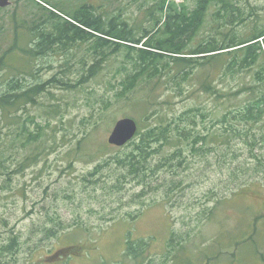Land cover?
<instances>
[{
	"label": "rangeland",
	"instance_id": "obj_1",
	"mask_svg": "<svg viewBox=\"0 0 264 264\" xmlns=\"http://www.w3.org/2000/svg\"><path fill=\"white\" fill-rule=\"evenodd\" d=\"M11 1L0 8V84L17 74L27 87L45 82V90L16 110V119L0 121V264H264L259 178L235 182L225 159L196 153L180 139L151 155L147 172L166 164L150 171L144 185L118 164L140 135L121 147L109 142L124 117L135 118L143 132L161 115L163 123L181 117L187 124L185 114L195 106L210 109L211 92L200 79L188 75L180 87L167 68L157 81L143 79L128 91L133 66L125 51L103 56L89 42L54 45L36 58L25 51L34 45L33 29L51 28L50 11L70 19L87 4L143 27L148 2ZM250 1L261 17L264 0ZM103 57L99 73L88 74ZM179 147L183 156L168 159ZM129 242L138 247L134 254Z\"/></svg>",
	"mask_w": 264,
	"mask_h": 264
},
{
	"label": "trees",
	"instance_id": "obj_2",
	"mask_svg": "<svg viewBox=\"0 0 264 264\" xmlns=\"http://www.w3.org/2000/svg\"><path fill=\"white\" fill-rule=\"evenodd\" d=\"M144 1L148 2L144 8L148 25L143 23V27L128 25L121 14H98L92 5H81L70 15L59 7L70 19L50 11L46 22L51 28L38 25L33 29L34 45L24 50L36 58L52 51L54 45L89 42L94 51L102 50L103 56L125 51L133 66L124 83L128 91L143 79L157 81L167 68L175 70L173 78L180 87L188 75L200 79L201 87L211 92L210 109L202 111L195 106L185 114L187 124L181 117V123H163L159 115L155 126L138 130L140 142L130 140L134 149L118 159V164L129 175L143 178L147 185L149 172H158L166 164L156 163L147 172L151 155L167 144L179 146L176 140L187 139L192 151L217 157L219 163L225 159V164L232 165L235 182L259 178L264 183V13L260 17L257 5L250 0ZM243 25L249 29L242 30ZM105 60L103 57L92 63L88 74L99 73ZM236 78L239 81L233 84ZM217 80L220 87L215 84ZM52 81L59 82L55 77ZM44 84L27 87L17 74L12 80L4 78L0 84V121L11 122L16 110L45 90ZM206 119L209 127L196 131L199 122ZM7 137L12 138L9 134ZM184 151L179 147L168 159L182 157ZM128 249L130 254L138 251L132 242Z\"/></svg>",
	"mask_w": 264,
	"mask_h": 264
},
{
	"label": "water",
	"instance_id": "obj_3",
	"mask_svg": "<svg viewBox=\"0 0 264 264\" xmlns=\"http://www.w3.org/2000/svg\"><path fill=\"white\" fill-rule=\"evenodd\" d=\"M11 0H0V8L10 6ZM139 130V125L136 119L132 117H124L119 119L109 137V142L119 147L127 144L132 140Z\"/></svg>",
	"mask_w": 264,
	"mask_h": 264
}]
</instances>
